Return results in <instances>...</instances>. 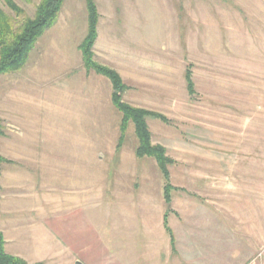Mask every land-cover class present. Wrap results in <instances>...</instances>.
Masks as SVG:
<instances>
[{
	"label": "rangeland",
	"instance_id": "1",
	"mask_svg": "<svg viewBox=\"0 0 264 264\" xmlns=\"http://www.w3.org/2000/svg\"><path fill=\"white\" fill-rule=\"evenodd\" d=\"M14 2L31 17L39 0ZM95 3L94 62L120 76L128 87L125 104L164 119L148 118L147 125L152 144L172 163L170 204L156 163L135 157L131 124L118 141L120 115L109 80L83 67L84 0H65L24 68L0 76L3 142L36 146L45 165L39 168L45 178L33 181L22 173L10 176L15 168L3 165L0 200H15L16 208L39 200L52 211L82 203L78 210L89 233L99 223H137L142 215H130L131 208H148L146 218L155 224L167 210L172 229L186 218L208 220L218 230L223 224L234 249L226 260L235 264L258 238L251 259L264 264V0ZM91 252L83 264L95 258Z\"/></svg>",
	"mask_w": 264,
	"mask_h": 264
},
{
	"label": "crops",
	"instance_id": "2",
	"mask_svg": "<svg viewBox=\"0 0 264 264\" xmlns=\"http://www.w3.org/2000/svg\"><path fill=\"white\" fill-rule=\"evenodd\" d=\"M6 138V134L0 138V156L5 160L8 158L2 166L15 168L14 172L9 171L10 176L22 173L32 177V181L42 177L39 168L45 165L36 151L37 147L16 145V148H9L3 142ZM3 171L4 169L0 175V191H6V187L2 186ZM44 178L45 176L42 177ZM8 199L1 197L0 200V233L4 238L5 252L23 259L28 264H45L47 260L48 264H81L82 259H86L92 250L96 255L90 264H235L237 261L226 260V252L233 253L234 249L230 235H225L229 232L223 224H220L218 230L212 227L211 225H215L208 220L186 218L181 225L172 229L167 222L172 233L171 242L164 227L165 214L168 217L165 213L167 210L155 224L148 222L146 218L150 214L148 208H131L130 215H142L137 223H99L94 226L95 232L89 233L92 229H89L85 222V213L82 214V211L78 210L82 203L69 210L52 211L45 206V202L39 200L34 203L22 202L16 208L13 204L15 200ZM31 214L34 215L29 218ZM64 214L66 218L63 222L55 221L54 226L49 225L51 218L55 220L58 215ZM214 230H217L218 237L215 236ZM96 232L98 233L94 234ZM257 240L258 238L255 248H258ZM108 245L110 250L106 248ZM255 248L251 251L247 249L239 264H256L255 260L251 259L254 257L251 253Z\"/></svg>",
	"mask_w": 264,
	"mask_h": 264
},
{
	"label": "trees",
	"instance_id": "3",
	"mask_svg": "<svg viewBox=\"0 0 264 264\" xmlns=\"http://www.w3.org/2000/svg\"><path fill=\"white\" fill-rule=\"evenodd\" d=\"M23 1L28 5L32 3V0ZM84 1L87 29L85 37L78 46L83 67L87 73H93L109 80L113 89L111 95L112 105L120 115L118 141L120 144L123 143L125 133L131 124L136 139L135 157L137 159L150 158L156 163L165 181L163 197L168 205L170 204V192L168 191L172 187L168 184L169 174L167 166L172 163L166 156V151L163 147L152 144L151 134L147 125L148 118L161 121H164V119L153 112L125 104L122 101V94L126 92L128 87L123 83L120 76L113 70L104 68L94 62L92 50L98 37L99 14L95 0ZM64 2L65 0H39L34 7L33 15L30 17L14 0H0V76L12 74L24 68L30 53L39 39L56 23ZM191 76L192 74L187 68L184 78L189 93H193L194 90ZM3 136V125L0 120V138ZM5 162L6 160L0 156V175L2 164ZM166 218L165 214L164 227L172 242V233L167 226ZM0 264H28L22 259L12 257L5 252L1 234Z\"/></svg>",
	"mask_w": 264,
	"mask_h": 264
}]
</instances>
